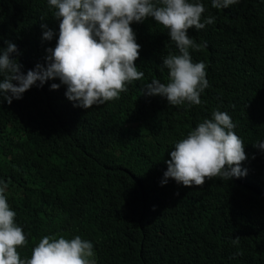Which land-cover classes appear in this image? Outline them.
<instances>
[{
    "label": "trees",
    "instance_id": "obj_1",
    "mask_svg": "<svg viewBox=\"0 0 264 264\" xmlns=\"http://www.w3.org/2000/svg\"><path fill=\"white\" fill-rule=\"evenodd\" d=\"M203 29L187 30L193 61L206 65L201 103L170 105L145 96L143 85L167 83L161 57L177 51L167 29L152 18L131 23L143 78L119 98L88 109L73 107L61 85L32 86L18 100L0 99V179L14 221L27 243L44 235H80L93 243L97 264H264V0H238L228 8L202 0ZM47 0H0V48L16 44L22 71L44 64L55 46L58 19ZM51 29L42 40L40 25ZM226 111L242 139L241 178H207L183 186L160 184L174 143L212 110ZM233 238L239 243L232 244Z\"/></svg>",
    "mask_w": 264,
    "mask_h": 264
},
{
    "label": "clouds",
    "instance_id": "obj_2",
    "mask_svg": "<svg viewBox=\"0 0 264 264\" xmlns=\"http://www.w3.org/2000/svg\"><path fill=\"white\" fill-rule=\"evenodd\" d=\"M211 7L228 8L238 0H210ZM54 9L58 32L54 47L45 49L44 64L22 71L13 56L16 44L4 41L0 48V99L6 103L18 100L32 86H43L46 80L58 79L49 88L65 87V98L73 107L88 109L119 98L134 80L143 78L134 61L139 55L131 23L152 18L167 29L177 51L161 57V68L167 70V83L152 78L141 88L145 96H160L170 105L188 106L201 103L200 95L208 87L206 65L193 61L190 49L206 47L196 43L187 30L203 29L214 16H205L202 0H47ZM42 40H51L53 32L41 24ZM235 124L226 111L212 110L177 140L164 160L166 170L160 184L171 178L183 186H199L207 178L228 181L241 178L247 169L241 167L246 154L242 139L234 132ZM264 150V139L253 144ZM8 184L0 179V264H97L93 243L74 235H44L31 249L28 258H20L18 246L27 243L22 228L14 221L16 212L5 195ZM239 243L233 238L232 244Z\"/></svg>",
    "mask_w": 264,
    "mask_h": 264
}]
</instances>
